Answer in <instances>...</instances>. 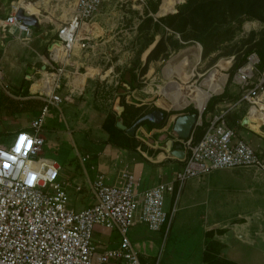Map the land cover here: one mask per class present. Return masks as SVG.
I'll list each match as a JSON object with an SVG mask.
<instances>
[{"label":"crops","instance_id":"1","mask_svg":"<svg viewBox=\"0 0 264 264\" xmlns=\"http://www.w3.org/2000/svg\"><path fill=\"white\" fill-rule=\"evenodd\" d=\"M13 1L16 0H0V144H7L17 131H28L30 122L37 118L40 119L39 134L43 139L41 153H48L47 147L58 145V135L64 137L68 132L74 146L66 153L65 165L59 163V175L66 186L67 197H72L70 199L73 203L69 206L74 210L95 202L89 183L97 174H102L107 183L115 184L122 172L131 173L135 181L134 190L137 192L164 182H172L176 189L177 184L173 182V178L183 164L172 154L175 145L179 143L172 130L169 131L176 114L170 115L161 127L148 130L144 124L137 125L134 135L129 136L132 137L129 148L110 143L108 134L101 127L106 115L121 118L129 126L144 111L131 116L129 109L133 107L123 105V110L124 107L128 109L117 116L111 106H108V98L99 100L100 104L95 108L92 104L97 98L98 86L93 81H86V76L97 75L98 68L87 64L84 57L87 53L76 55L77 49L72 51L70 64L65 65L64 76H60V87L54 90L60 101L56 104L49 103L41 76L48 69L47 47L54 38L56 26L62 21L63 9L59 7L61 13L49 19H42L34 13L38 25L29 27V36L23 37L12 26L10 29L2 26V19L17 7H22L21 2L14 6ZM23 9L26 13L33 14L28 8ZM59 9H51V14L59 12ZM80 62L86 68L85 74L79 72ZM121 84L122 81L119 80L118 85ZM240 105L229 108L223 98L205 112L203 119L207 122L211 115L225 110L227 125L234 130L236 136L261 153L264 150V123L254 125L249 119L248 123H242L246 111ZM147 111L149 110L145 112ZM180 113L183 112L177 114ZM44 157L53 159L50 155ZM221 170H225L222 175L214 176L212 171L201 179H187L177 193L174 191L166 199L168 207L180 200L182 204L192 208L194 221L201 231L199 252L192 257L187 256L184 261L186 264H204V232L208 229H225L223 233H214L212 237L222 244L220 254L239 264H259L264 251L257 240L261 234L254 227L264 220V167ZM75 187L79 189L76 190ZM161 231L165 233V225H162L160 231L149 230L143 224H135L129 228L130 243L142 264H158L155 242ZM242 237L247 239L245 246H248V256L239 258L238 255L229 254L228 246L242 245ZM92 239L97 254L116 247L119 233L115 228L105 229L95 225ZM106 264L121 263L109 261Z\"/></svg>","mask_w":264,"mask_h":264},{"label":"built area","instance_id":"2","mask_svg":"<svg viewBox=\"0 0 264 264\" xmlns=\"http://www.w3.org/2000/svg\"><path fill=\"white\" fill-rule=\"evenodd\" d=\"M102 2L70 1L69 10L65 9L67 15L56 26L54 38L47 47L48 69L41 76L49 103L60 101L54 90L60 87V76H64L65 65L70 64L72 51L93 53L96 44L90 45L89 41L99 34L91 20ZM2 26L7 29L12 26L23 37L30 34L29 26L21 24L14 11L2 19ZM258 64L259 58L253 50L236 68L233 83L238 97L232 107L242 101L249 108L257 106L264 92V67L259 69ZM112 78V82L99 80V96L108 88L115 96L113 88L118 86L119 75L114 74ZM40 125V119H34L28 131H17L7 144H0V151L15 157L14 161L0 158V264H106L109 261L142 264L130 243L129 228L143 224L149 230L160 231L165 224L166 231L174 210V204L166 206V199L174 191L177 193L187 179H201L224 168L263 167L260 153L236 136L227 125L225 110H221L211 115L196 140L192 135L179 140L183 150L179 159L183 164L173 178L176 189L172 182H164L137 192L131 173L122 172L115 184L107 183L102 174H97L89 183L95 202L74 210L68 205L66 186L60 180L59 163L40 155L43 140ZM19 134L32 140L27 153L23 148L20 153L11 151ZM5 164L8 166L4 167ZM25 169L34 174L31 184L26 183ZM95 225L117 229L118 245L96 254L92 239Z\"/></svg>","mask_w":264,"mask_h":264},{"label":"rangeland","instance_id":"3","mask_svg":"<svg viewBox=\"0 0 264 264\" xmlns=\"http://www.w3.org/2000/svg\"><path fill=\"white\" fill-rule=\"evenodd\" d=\"M70 1L72 0H16L13 1V5L16 6L18 2H21L20 5L23 8L26 10L28 8L30 12L42 19L58 16L61 13L59 9L61 7L64 10L61 13L63 19L67 15L65 9L69 10L70 8L68 7ZM180 2L182 0H103L101 8L91 20L94 29L99 34L89 41L90 45L96 44L93 53L88 50L76 52V55L87 53L86 56L84 55L87 64L95 65L98 68V76L86 74V81H93L98 86L99 80L101 83H104L105 80L112 82L114 74L119 75V80L125 81L130 78V75H133L136 83L135 88L127 89L129 85L123 80L121 85L113 88L116 92L115 97H119V103L135 107L136 113L145 112L151 108L164 110L167 112L164 121L166 122L172 114L177 115L188 108L197 110L191 102L184 106L172 105L161 93L162 88L171 84V82H167L166 67L171 66L176 69L181 66L179 71L191 73L192 75L186 82L182 80L181 74L180 76L173 74L170 78L172 82L182 86L190 85V88L198 86L210 70H218L219 74L225 75L224 83L221 90L210 94L208 99L211 96L220 95L226 89L228 94L224 96V100L227 106L232 107L231 105L238 97L237 87L233 83L236 71L235 63L247 50L256 51L263 44L264 22L253 18L246 19L225 39L212 45L208 52H203L201 44L193 37V33L188 27L178 32L174 29L178 24H175L172 29L159 20V17L175 12L176 5ZM53 8L59 9V12L51 14ZM221 27L224 28L225 25ZM157 42L158 45L154 51L150 52ZM78 67L80 73L86 72V68L81 62ZM126 90L129 91L126 92ZM96 96L97 98L92 104L95 108L99 106V100L108 98L107 104L111 106L115 99L112 98L109 88L103 95L96 94ZM129 101L137 103V105L134 106ZM258 102H264V94ZM239 104L245 111L248 110L249 104L246 101ZM136 113L131 112V116ZM263 123L264 121H261L259 124ZM200 124L201 119L195 127ZM169 131H171V126ZM56 139L58 145L47 147L46 150L49 152L43 151L40 155L53 156V159L63 166L67 162L66 153L74 146L73 140L68 132L64 137L58 135ZM262 159L264 167L263 155ZM224 172L225 170L218 169L214 170L212 175H222ZM68 197V205H72L73 200L70 199L72 197ZM172 208L171 206L170 212ZM194 218L192 208L182 204L180 200H176L168 227L165 233L164 231L159 232L160 236L155 242V257L158 264H186L184 258L192 257L199 252V238L202 235ZM254 228H258L257 231L261 234L257 240L264 251V220ZM241 229L244 230V228ZM246 240L245 237H242L240 242L243 246L240 244L229 245L228 253L238 255L239 258L248 256ZM261 256L262 261L259 264H264V254Z\"/></svg>","mask_w":264,"mask_h":264},{"label":"trees","instance_id":"4","mask_svg":"<svg viewBox=\"0 0 264 264\" xmlns=\"http://www.w3.org/2000/svg\"><path fill=\"white\" fill-rule=\"evenodd\" d=\"M251 18L264 22V0H182V2L176 5L175 12L161 16L159 17V20L172 29L175 24H178L174 28L178 32H181L183 29L188 27V29L193 33V37L201 44L202 51L208 52L212 45L225 39L236 27L241 24L242 21ZM232 23L234 25H231ZM222 25H225V27L222 28ZM157 45L158 42L150 52H153ZM249 52L250 50H247L245 54L235 63L234 69L243 63L245 56ZM255 52L259 58L258 68L262 69L264 67V41ZM123 81L128 83L129 89L136 87L133 75H130L128 80ZM227 94V90L224 89L220 95L211 96L207 100L206 105L201 112V124L195 127L192 132V138L194 140L200 136L204 126L206 125V122L203 119L205 112L212 109L213 104L216 101L223 99ZM127 109V107H124L121 114H123V112ZM129 110L132 113H136L135 111H137L135 107ZM183 112H196V110L188 108ZM243 112L244 110L242 113ZM162 113L163 120L161 122L155 124L148 120H144L138 125L144 124L148 130L153 127H161L165 124L164 121L167 115V112L164 110H162ZM115 120L116 118L106 115L101 127L108 134V141L110 143L129 148L132 144V137L127 136L123 130L117 128L114 125ZM262 155L264 156V150L260 153L261 157ZM224 230L225 229H216L213 231V229H208L204 232V248L202 251V261L204 264H239L221 255L220 250L222 248V244L212 238L214 233L221 234Z\"/></svg>","mask_w":264,"mask_h":264},{"label":"bare ground","instance_id":"5","mask_svg":"<svg viewBox=\"0 0 264 264\" xmlns=\"http://www.w3.org/2000/svg\"><path fill=\"white\" fill-rule=\"evenodd\" d=\"M195 59L197 60V58ZM180 67L176 69L172 68L171 66L166 67L165 71L167 74V82L168 83L171 82V84H168L165 88H162L161 93L168 99V101L172 105L184 106L188 102H191L197 110H202L210 94L219 92L221 90V86L223 85L225 80V75L219 74L217 72L218 70L217 71L210 70L201 80L198 86H194L190 88V85L184 84L182 86L179 83L172 82V80L170 79L173 74H176L178 76H180L181 74L182 80H184V82L188 81L189 77L192 74L179 71L181 69ZM43 88L46 89V86H43ZM263 94L264 92L262 93V95ZM256 103L258 106H251L249 108V117H248L250 121H253L255 123L254 125L260 123L261 121H264V103H260V102H256Z\"/></svg>","mask_w":264,"mask_h":264},{"label":"water","instance_id":"6","mask_svg":"<svg viewBox=\"0 0 264 264\" xmlns=\"http://www.w3.org/2000/svg\"><path fill=\"white\" fill-rule=\"evenodd\" d=\"M14 16L17 20L21 22V24L29 27H36L38 25L37 18L34 14L26 13L22 7H17L14 11ZM111 110L117 115L120 116L123 111V105L119 103V97L116 96L113 100V103L111 105ZM203 110V108H202ZM202 110H196V112H183L180 114H177L173 117L172 123H171V130L173 134L175 135L176 139H186L188 138L194 127L199 124L200 120V114ZM148 120L152 123H159L163 120V113L162 110L159 108L151 109L147 112H144L139 117H137L129 126H126L121 118H117L115 120L114 125L123 130L128 136H133L136 126L144 121ZM242 123H248V117L245 116L242 119ZM175 149L172 150V154L175 155L178 158H182L183 156V150H181L180 143H177L175 145Z\"/></svg>","mask_w":264,"mask_h":264},{"label":"clouds","instance_id":"7","mask_svg":"<svg viewBox=\"0 0 264 264\" xmlns=\"http://www.w3.org/2000/svg\"><path fill=\"white\" fill-rule=\"evenodd\" d=\"M31 143H32V140L30 138H26L25 134H19L11 151L14 153H20L21 149L23 148V152L27 153ZM4 157H6L8 161L15 160L14 156L7 155V153H5L4 151H0V158H4ZM7 166H8L7 164L4 165V167H7ZM25 173H26V183L31 184L34 180V174L31 172H28L27 169H25Z\"/></svg>","mask_w":264,"mask_h":264}]
</instances>
